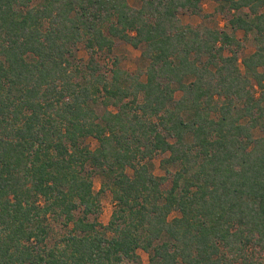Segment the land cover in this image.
Instances as JSON below:
<instances>
[{"label":"trees","instance_id":"1","mask_svg":"<svg viewBox=\"0 0 264 264\" xmlns=\"http://www.w3.org/2000/svg\"><path fill=\"white\" fill-rule=\"evenodd\" d=\"M139 1L0 0V264H264V0H215L224 29L181 21L204 0ZM115 38L145 80L100 72Z\"/></svg>","mask_w":264,"mask_h":264},{"label":"rangeland","instance_id":"2","mask_svg":"<svg viewBox=\"0 0 264 264\" xmlns=\"http://www.w3.org/2000/svg\"><path fill=\"white\" fill-rule=\"evenodd\" d=\"M130 4L134 7L140 6L139 0H129ZM218 3L215 0H204L203 1V9L205 14H209V17H204L203 15H195L190 13H180V19L184 24H192L198 25L201 23H206L211 26H218L219 28H225L227 24V20L232 16V12L225 11L219 12L217 11ZM237 37L239 38L242 46L239 49L240 60L242 57L247 56L255 51V43L253 36L251 34L246 35L243 30L237 31ZM141 49L133 47L131 44L126 41L115 38V44L111 51H97L95 54L96 62L98 64V68L100 72L104 73L108 77L112 74V69L115 66V62H118V66L130 72L139 71L142 74V79L145 80L146 76L144 74L146 70V62L144 61ZM90 59V53L85 48L83 44H80L77 49V56L74 59L75 64L81 66L87 64ZM241 67L243 68V64L241 62ZM264 70V68L262 69ZM176 97L179 99L182 97V92L177 91ZM116 110V108H111ZM260 133L257 132L256 136H259ZM85 143L93 150L98 146V141L96 138L89 136L84 139ZM168 156V154H158L154 158L155 164V173L160 176H168V179L165 181L164 188L168 189L171 186V176L172 173L176 170L175 167L170 166V173L161 166V160ZM128 173L132 175V169L128 168ZM102 187V177L99 174H96L94 177V189L95 191H99ZM102 202V210L99 215V220L103 224H107L112 211L114 209V201L112 198V193L110 190H106L101 196ZM180 213L178 211H174L170 218H174L179 216ZM52 231L49 237V245L57 243L60 238L67 232L64 226V221L62 218L52 217L51 218ZM138 253L143 262L149 261V254L142 249L138 250ZM235 264H241L240 262H236Z\"/></svg>","mask_w":264,"mask_h":264}]
</instances>
